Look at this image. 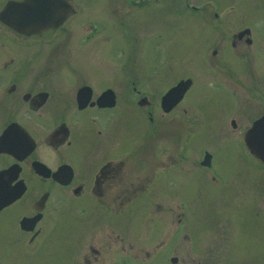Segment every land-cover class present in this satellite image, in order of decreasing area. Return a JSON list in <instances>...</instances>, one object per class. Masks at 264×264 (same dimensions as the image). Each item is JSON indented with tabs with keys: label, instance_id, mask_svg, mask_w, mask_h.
Listing matches in <instances>:
<instances>
[{
	"label": "flooded vegetation",
	"instance_id": "af4514ba",
	"mask_svg": "<svg viewBox=\"0 0 264 264\" xmlns=\"http://www.w3.org/2000/svg\"><path fill=\"white\" fill-rule=\"evenodd\" d=\"M10 1L0 0L1 243L33 257L32 264H119L105 256L117 239L134 258L150 255L124 240L129 229L119 222L153 196L163 211L165 200L153 193L165 192L168 174L179 170L168 171L167 150L180 142L170 135L168 113L195 86V126L244 127V138L264 114V28L241 21L240 9L219 0H185L169 10L162 0H107L109 7L104 0H62L69 6L66 16L34 30L3 20ZM257 2L264 11V0ZM186 12L198 35L195 80L180 75L164 91L145 86L141 80L167 74L174 62L169 42L159 50L169 31L179 29L167 15ZM195 15L214 38L205 36ZM186 78L182 97L166 109L163 95ZM199 136L202 156L195 166L215 177L212 150ZM150 144L160 145L162 155ZM182 149L171 156L172 165H181ZM5 249L1 264L9 260Z\"/></svg>",
	"mask_w": 264,
	"mask_h": 264
},
{
	"label": "rangeland",
	"instance_id": "374dc122",
	"mask_svg": "<svg viewBox=\"0 0 264 264\" xmlns=\"http://www.w3.org/2000/svg\"><path fill=\"white\" fill-rule=\"evenodd\" d=\"M184 1L162 0L161 6L165 10L170 7L180 8ZM219 1L222 5L231 2L240 9L241 21H253L259 31L264 28V11L258 8V0ZM104 5L113 6L107 0H104ZM185 14L179 17L175 14L167 15L169 23L176 21L179 29L169 31L165 43L161 42L160 47L169 42V51L174 56L170 57L174 62L167 74L141 80L145 86H156L164 91L180 75L189 74L195 80V43L198 35L193 28L192 17L187 12ZM195 20L202 25L205 36L210 33L211 39L215 37L213 30L207 33L210 28L205 20L196 18V15ZM152 37L149 35V39ZM154 39L155 42L159 41L157 37ZM159 50H163V47ZM148 55H155L154 50ZM159 65L162 67L163 63ZM108 67L110 66L104 63L103 70L106 71ZM148 67L150 68V64ZM184 99L177 109L168 113V118L172 119L170 129L174 131L169 134L171 137H180L179 144L175 145L176 140L173 142L176 148L167 150L168 171L173 167L179 170L168 174L170 180L165 192L153 193L165 200L163 211L159 212V208L154 207L153 196L152 201L149 199V202H145L142 211H135L134 217H126V223L125 220L119 222L122 227L129 229V233L125 232L124 240L130 238L136 249H148L150 255L145 256L142 252L139 253L140 258H134L133 249L129 246L122 248L119 243L121 241L117 239L118 245L113 244L107 250L106 261L111 262L113 259L119 264H264V162L246 146L243 132L240 131L244 127L234 129L232 126H225L226 124L195 126V102L192 101L195 100V86L187 91ZM137 122L142 123L141 120ZM208 128L210 129L207 130ZM198 133V141L203 148L212 150L215 177L209 174V168L195 166V157L202 156V150L197 151L202 148L197 142ZM157 135L160 134L156 133L154 137ZM141 139L142 136L139 140ZM149 146L154 154L157 150V156L162 155L160 145L155 146L157 148L151 144ZM181 149L184 155L178 161L181 165H172L171 156ZM1 247L7 248L5 252L9 257L7 261L2 260V264H12L10 261L34 263L33 257L16 255L19 252L14 247L1 243V240L0 255Z\"/></svg>",
	"mask_w": 264,
	"mask_h": 264
},
{
	"label": "water",
	"instance_id": "95a60500",
	"mask_svg": "<svg viewBox=\"0 0 264 264\" xmlns=\"http://www.w3.org/2000/svg\"><path fill=\"white\" fill-rule=\"evenodd\" d=\"M67 3L62 0H25L17 4L10 1L2 13L3 20L18 28L21 23L34 25V30L42 29L62 20L68 9ZM5 14V18H4ZM10 17V18H9ZM31 29L27 31H32ZM190 84V79H182L171 87L162 98V104L169 109L183 95ZM244 140L248 148L264 161V114L259 116L247 129Z\"/></svg>",
	"mask_w": 264,
	"mask_h": 264
}]
</instances>
